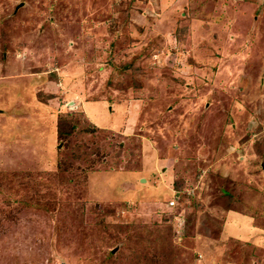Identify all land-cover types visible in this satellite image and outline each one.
Here are the masks:
<instances>
[{
	"label": "rangeland",
	"instance_id": "1",
	"mask_svg": "<svg viewBox=\"0 0 264 264\" xmlns=\"http://www.w3.org/2000/svg\"><path fill=\"white\" fill-rule=\"evenodd\" d=\"M0 264H264V0H0Z\"/></svg>",
	"mask_w": 264,
	"mask_h": 264
},
{
	"label": "crops",
	"instance_id": "2",
	"mask_svg": "<svg viewBox=\"0 0 264 264\" xmlns=\"http://www.w3.org/2000/svg\"><path fill=\"white\" fill-rule=\"evenodd\" d=\"M23 84V87L25 88L26 86L28 87V85L30 84L28 81H26V83H22ZM26 89V88H25ZM97 102H99V101H97ZM96 102V103H97ZM95 103V102H94ZM98 105H101V106H103L105 109H107V105L105 104V102L104 101H101L100 103H97ZM94 105H86V106H84L85 108H84V112H86L87 114L89 113V118L91 119V121L93 122V123H95V124H97V125H99V126H101V127H103V126H106V123L105 124H101V123H99L97 120H96V118H95V116H94V114H92V113H90V110H93V107ZM114 122V121H113ZM114 124H115V122H114ZM114 124H110V125H108V128H110V127H113V126H116V125H114ZM245 216V214H242L241 215V213H236V212H233V211H231V213L228 215V220H227V226L229 225L228 223H230V222H232V221H235V220H237L238 221V223H240V224H230V226H231V230L233 229V228H235V227H237L238 226V228L239 227H245V225H246V227H247V229H249L250 227H248V226H251V228L253 229V227H254V224L255 223H253L254 221H251V219H252V217H250L251 219H249V221L247 220V218H246V216ZM251 222H252V225H251ZM241 225H243V226H241ZM259 227V226H258ZM241 231H242V229H241Z\"/></svg>",
	"mask_w": 264,
	"mask_h": 264
},
{
	"label": "bare ground",
	"instance_id": "3",
	"mask_svg": "<svg viewBox=\"0 0 264 264\" xmlns=\"http://www.w3.org/2000/svg\"><path fill=\"white\" fill-rule=\"evenodd\" d=\"M11 11V10H10ZM57 59V58H56ZM48 61V60H47ZM215 76V75H214ZM214 80V79H213ZM38 124V123H37ZM24 130V129H23ZM47 130H49V129H47ZM31 137H33V136H31ZM35 140V139H34ZM18 143V142H17ZM18 145H20V144H18ZM23 147V146H22ZM22 147L20 148V150L22 149ZM26 148V147H25ZM39 166V165H38ZM37 166V167H38ZM41 166V165H40Z\"/></svg>",
	"mask_w": 264,
	"mask_h": 264
}]
</instances>
